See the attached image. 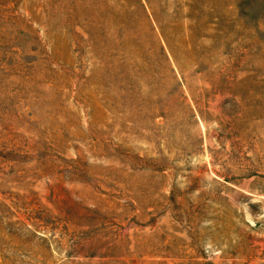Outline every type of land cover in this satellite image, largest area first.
I'll return each mask as SVG.
<instances>
[{
  "label": "rangeland",
  "instance_id": "374dc122",
  "mask_svg": "<svg viewBox=\"0 0 264 264\" xmlns=\"http://www.w3.org/2000/svg\"><path fill=\"white\" fill-rule=\"evenodd\" d=\"M0 264H264V0H0Z\"/></svg>",
  "mask_w": 264,
  "mask_h": 264
}]
</instances>
